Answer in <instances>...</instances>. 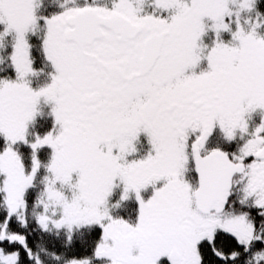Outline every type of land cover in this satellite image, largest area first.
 Masks as SVG:
<instances>
[{"label":"snow or ice","instance_id":"obj_1","mask_svg":"<svg viewBox=\"0 0 264 264\" xmlns=\"http://www.w3.org/2000/svg\"><path fill=\"white\" fill-rule=\"evenodd\" d=\"M0 264H264V0H0Z\"/></svg>","mask_w":264,"mask_h":264},{"label":"trees","instance_id":"obj_2","mask_svg":"<svg viewBox=\"0 0 264 264\" xmlns=\"http://www.w3.org/2000/svg\"><path fill=\"white\" fill-rule=\"evenodd\" d=\"M12 228L13 230H16V231H22V229H20L15 223H13ZM39 240H40V237L38 234L31 233V232L29 233L30 243H35ZM42 242L49 246H55L58 244V241L55 238H51V237H44ZM74 251L77 255H81V256H86L89 254V251L87 249H83L80 247H77L76 249H74Z\"/></svg>","mask_w":264,"mask_h":264},{"label":"flooded vegetation","instance_id":"obj_3","mask_svg":"<svg viewBox=\"0 0 264 264\" xmlns=\"http://www.w3.org/2000/svg\"><path fill=\"white\" fill-rule=\"evenodd\" d=\"M217 243H218V246L221 247L225 251H229L232 248L236 247L234 239L227 236L226 234L221 236Z\"/></svg>","mask_w":264,"mask_h":264}]
</instances>
